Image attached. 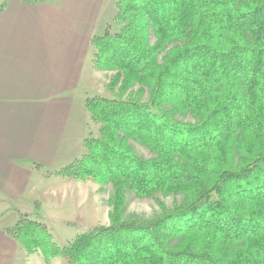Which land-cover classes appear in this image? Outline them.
Returning <instances> with one entry per match:
<instances>
[{
    "label": "trees",
    "instance_id": "trees-1",
    "mask_svg": "<svg viewBox=\"0 0 264 264\" xmlns=\"http://www.w3.org/2000/svg\"><path fill=\"white\" fill-rule=\"evenodd\" d=\"M114 24L119 33L108 27L91 46L96 68L117 72L109 88L118 96L86 101L99 136L57 174L113 185L111 224L60 248L22 214L10 235L47 262L264 264V0H116ZM137 85L151 91L148 103L144 90L124 99ZM130 140L156 158H138ZM126 189L186 200L173 211L161 205L151 222L123 221Z\"/></svg>",
    "mask_w": 264,
    "mask_h": 264
},
{
    "label": "crops",
    "instance_id": "crops-1",
    "mask_svg": "<svg viewBox=\"0 0 264 264\" xmlns=\"http://www.w3.org/2000/svg\"><path fill=\"white\" fill-rule=\"evenodd\" d=\"M6 2L0 11V264H69L29 255L10 231L22 214L37 215L60 247L91 230L98 209L92 183L56 173L86 154L92 125L86 101L109 79L92 64L91 41L112 23L116 0H0V9Z\"/></svg>",
    "mask_w": 264,
    "mask_h": 264
},
{
    "label": "rangeland",
    "instance_id": "rangeland-1",
    "mask_svg": "<svg viewBox=\"0 0 264 264\" xmlns=\"http://www.w3.org/2000/svg\"><path fill=\"white\" fill-rule=\"evenodd\" d=\"M114 19H115V17H114ZM114 19H113L112 23L107 26L106 30L109 27L111 33L117 34V33H119V28L116 27V25L114 24ZM151 43L152 44L155 43V39L153 37V34H151ZM171 48H173V46L170 47V49ZM93 59H94V52L92 49V64H93L94 68H96V66L94 65ZM96 70L106 73L108 75L109 79L106 82H104L105 79H102L101 80L102 82L99 83L97 90H95L96 93H94V95L88 99H93L96 97L106 98V99H110V100L116 99L118 96V93H119V86L114 91H111L109 86H110L112 80L115 78L117 72L116 71H104V70H100L98 68H96ZM140 90L145 91L144 95L141 97V101L143 103H148L150 100V97H151V91L148 88H143L140 85H137L135 88L129 90L128 93H126V95L124 96V99H127V100L135 99V97L140 92ZM174 118L176 121L183 123V124L195 125L198 123V120L195 119L194 116H192L191 114L184 116V115L175 113ZM91 121H92L91 134H90V137H88V138L97 139L99 136L101 125L98 123H95L92 119H91ZM129 145L132 148L134 154L138 158H140L141 160H152V159L156 158V155H154L148 148L139 145L138 143L134 142L133 140L129 141ZM58 173H56V176H58L57 175ZM58 177H60V176H58ZM60 178H62V177H60ZM62 179H65V178H62ZM69 180L76 181L74 179H69ZM76 182H78V181H76ZM78 183H92L91 189H90L92 191V196H93L92 205H93V208H98L97 210L94 209L95 220L90 225L91 230H89L88 232H90L94 229H97V228L110 226V224H111L110 215L114 210V207L112 206V199L115 195L114 186L113 185L103 186V185H99V184L94 183V182H78ZM125 198H126V203H125V206L123 208V215H122L123 221L151 222L163 214V209H162L161 205H163L165 207V210L173 211L174 209H176V208H178L184 204V202L186 200V195L179 194V195L164 196L163 194H156L153 198L140 199L136 196V194L134 192L126 189L125 190ZM66 212L67 211H61L62 214H65ZM71 212H72V210L69 211V213H71ZM30 215L33 216V219L37 220V218H36L37 215H35V214H30ZM20 219H21V216H20ZM88 232H86V233H88ZM86 233H84V234H86ZM53 241H54V239H53ZM73 242H71V243H73ZM177 244H178V241H171V246H176ZM66 247H68V246H66ZM66 247H60V248H66ZM61 258L66 259L63 257H61ZM66 260L68 261V259H66ZM68 263H69V261H68Z\"/></svg>",
    "mask_w": 264,
    "mask_h": 264
}]
</instances>
